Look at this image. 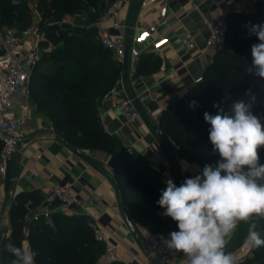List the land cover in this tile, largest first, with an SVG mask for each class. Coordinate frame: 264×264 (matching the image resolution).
<instances>
[{
	"label": "trees",
	"instance_id": "obj_1",
	"mask_svg": "<svg viewBox=\"0 0 264 264\" xmlns=\"http://www.w3.org/2000/svg\"><path fill=\"white\" fill-rule=\"evenodd\" d=\"M118 1L123 0H39L40 27L46 35L40 44L41 59L31 77V103L49 117L56 134L66 144L83 152L100 150L110 155L115 163L114 180L132 222L149 228L157 238H167L178 229L171 218L160 215L163 209L156 203L166 188L164 178L135 150L108 134L101 123L102 103L122 79L123 65L101 44L97 27L60 25L65 17L81 13L87 14V20H98ZM32 16L27 0H0V31L15 25H21L23 31ZM46 21L47 32L43 27ZM249 24H264V0L256 4L252 13H231L226 17L225 46L215 54L205 78L187 98L168 106L160 117V128L186 157L198 156L202 163L212 165L219 159L209 140L211 126L204 120L205 112L217 114L214 105L231 114L232 104L244 101L253 114L264 116V79L246 70L252 63L251 46L259 42L256 36L249 35L245 27ZM153 57V53L140 57L138 74L160 68L161 63ZM192 101L197 102L194 108L189 106ZM1 146L0 142V149ZM260 163L264 164V149L260 150ZM6 180L10 181L8 174ZM41 202L37 192H22L13 198L11 228L2 247L8 242L17 246L23 242L26 218L32 217L33 209ZM255 222L264 238V220ZM28 240L37 253L36 264L97 262L93 220L86 214H54L51 222L32 219ZM3 250L4 264H11L14 257L4 247ZM238 264H264V247L253 248L252 254Z\"/></svg>",
	"mask_w": 264,
	"mask_h": 264
},
{
	"label": "crops",
	"instance_id": "obj_2",
	"mask_svg": "<svg viewBox=\"0 0 264 264\" xmlns=\"http://www.w3.org/2000/svg\"><path fill=\"white\" fill-rule=\"evenodd\" d=\"M259 1L261 0H170L168 15L159 27V33L169 38V44L160 53H153V60L161 64L163 60L165 69L162 70L160 64L157 71L140 75L137 73L140 58L130 59L124 87L116 90L121 96L135 97L136 104H140L147 120L141 117L138 121L122 127L116 122V113L111 109L109 102L103 101L100 119L104 130L118 138L125 147L135 150L154 172L161 175L168 171L170 174L163 177L165 184L167 179H172L179 186L186 178L202 171L203 167L188 159L177 143L167 135L177 160L175 167L157 135V129L160 127L158 122L151 119L147 111L156 110L165 101L173 105L187 98L202 82L196 83V80L205 78L206 70L217 52V49L208 50L205 46L210 34L211 15L221 13L227 17L241 4H245L254 12ZM139 2L140 0H130L123 6L120 15L130 27L128 31H131L132 35L137 32L135 27H147L159 15V5L141 9ZM84 23L86 26L90 24L85 21ZM111 27L112 22L109 21L99 29ZM191 43L196 45L192 51L188 49ZM148 53L151 52L143 51L141 56ZM16 112L25 116L27 125L35 128L36 132L27 145L18 148L13 161L10 162L7 170L10 181L0 174L2 217L8 207L13 179L16 181L14 194L37 192L41 196L42 202L33 209L34 212L43 211L54 202L53 185L58 180L70 176L76 180L75 192L81 203L89 207L87 212L80 211L90 216L94 229L102 230L108 238L107 243H98L95 248L96 264H153L138 246L126 224L121 209V202L124 204V201L114 180L115 163L112 157L100 150L84 152L86 158L73 153L56 134L49 117L38 111L33 104L27 113H21L18 109ZM158 119L160 120V117ZM181 161L187 163V170H183ZM6 219L5 232L11 228L10 214ZM31 221L32 217L29 215L23 234V243L29 245ZM133 224L147 243L155 237L149 228L137 222ZM248 228V223H239L226 245L225 251H232L237 264L250 256L254 248L247 242ZM109 247L113 248L111 253H108ZM134 256L137 257L136 260ZM183 260V254L176 252L170 264H181Z\"/></svg>",
	"mask_w": 264,
	"mask_h": 264
},
{
	"label": "clouds",
	"instance_id": "obj_3",
	"mask_svg": "<svg viewBox=\"0 0 264 264\" xmlns=\"http://www.w3.org/2000/svg\"><path fill=\"white\" fill-rule=\"evenodd\" d=\"M245 27L259 41L251 46L252 63L246 70L264 79V24ZM196 105L192 101L189 106ZM214 107L217 114L205 112L204 120L211 126L212 152L219 157L216 164H206L179 186L167 179L156 201L163 209L160 215L177 225L178 230L161 240L168 249L183 254L181 264H237L225 249L241 222L249 224L247 242L254 248L264 247L255 222L264 220V164L260 163L264 116L253 114L244 101L234 102L231 114L219 105ZM181 164L187 170V163ZM3 247L14 257L11 264H36L37 253L29 244L8 242Z\"/></svg>",
	"mask_w": 264,
	"mask_h": 264
},
{
	"label": "built area",
	"instance_id": "obj_4",
	"mask_svg": "<svg viewBox=\"0 0 264 264\" xmlns=\"http://www.w3.org/2000/svg\"><path fill=\"white\" fill-rule=\"evenodd\" d=\"M129 2L130 0H123L113 3L99 21L86 26L87 28L95 26L99 29L107 22H112L110 29H99L100 41L122 65L128 42L130 44L129 57L132 60L140 58L142 52L146 50L151 53H160L169 44V38L159 33V27L168 15L170 0H140L141 9L159 5V15L147 27H135L137 32L131 36L128 34L130 27L120 17L123 6ZM36 12L40 17L38 10ZM234 13L249 14L252 11L245 4H241ZM40 21L41 17H35L29 26L21 32L8 27L0 31V142L2 145L0 149V174L4 177L18 148L27 145L36 132L35 128L27 125L26 117L20 116L16 109L21 113H27L32 105L31 77L41 59L40 44L44 39ZM60 25L67 28L75 26V23L64 19L60 22ZM209 25L210 34L205 43L206 49L218 50L223 48L226 43V16L221 13L211 15ZM142 46H144L143 49L140 48ZM195 48L194 43H191L188 47L190 51ZM161 69H165L163 60ZM201 81H203V77L198 78L196 83ZM119 87H124L123 77L117 83V86L106 95L104 100L109 102L111 109L116 113V122L124 127L138 121L142 115L136 107V98L121 96L116 91ZM177 96L178 94L175 95V97ZM168 106H170V102L165 101L156 110H148L149 117L158 122L159 125L158 118L162 116ZM169 174L168 171H164L161 175L166 177ZM75 186L76 180L70 176L58 180L53 185L52 197L54 202L50 203L43 211H34L32 219L39 218L51 222L54 214L77 215L82 214L81 211L87 212L89 207L81 203L75 192ZM6 224L7 219L4 220L0 212V227L3 228V239L9 236V231H4ZM94 238L97 243L108 242L107 236L100 229H94ZM148 245L153 254L162 259L163 264H170L176 253L164 245L161 237L152 238ZM112 251L113 248L109 247L108 253ZM136 258L134 256V260Z\"/></svg>",
	"mask_w": 264,
	"mask_h": 264
},
{
	"label": "water",
	"instance_id": "obj_5",
	"mask_svg": "<svg viewBox=\"0 0 264 264\" xmlns=\"http://www.w3.org/2000/svg\"><path fill=\"white\" fill-rule=\"evenodd\" d=\"M128 34H129V36H131L132 35L131 31H128ZM129 49H130V44L128 42L126 44V51H125V57H124V63H123V72H122L124 79L128 78V73L127 72H128L129 63H130ZM219 50L220 49H218L217 52ZM136 107H137L138 111L141 113L142 117L145 120H147L145 118V116L143 115V113H142V109H141V106H140L139 103L136 104ZM157 135L160 138V140H161V142H162V144L164 146V149H165L170 161L176 167L177 160H176V157H175V154H174V150H173V147H172V145L170 143V140H169L168 136L166 135V133L160 127L157 129ZM67 146L76 155H78V156H80L82 158H86V156H85L83 151H81V150L77 149L76 147H74L72 145H69V144H67ZM175 175H176V173H175ZM15 186H16V181H15V179H13V183L11 185L10 196H9V199H8V207H7L5 215L3 216L4 220L9 215L10 208H11V203H12L13 198L17 195V194H14ZM121 209H122V213L124 215L126 224H127L128 228H129L134 240L136 241L138 246L141 248V250L144 251L147 254V256L149 257L150 261L153 264H163L162 259L160 257H158L157 255L153 254V252L151 251L148 243L141 238L138 230L136 229V227L134 226L132 220L130 219L123 202H121ZM2 233H3V228L0 227V264H4V250H3V247H2V243H3L4 239L2 237ZM228 252L231 253L232 251H228Z\"/></svg>",
	"mask_w": 264,
	"mask_h": 264
},
{
	"label": "rangeland",
	"instance_id": "obj_6",
	"mask_svg": "<svg viewBox=\"0 0 264 264\" xmlns=\"http://www.w3.org/2000/svg\"><path fill=\"white\" fill-rule=\"evenodd\" d=\"M27 2H28V4H29V6H30V8H31V12H32V14H33V16H32V19H34L35 17L36 18H40L39 16H38V14H37V12H36V10H37V4H38V2H39V0H27ZM41 15V14H40ZM104 14H102L101 15V17L103 16ZM85 17H88L87 16V14L86 13H81L79 16H75V17H65V19L66 20H68V21H71V22H73V23H75V25H81V26H86V25H84L85 23H84V21L85 22H88V23H91V24H94V23H96L97 21H99V19L101 18H99L98 20H87L88 18H85ZM64 20V19H63ZM48 24H49V21H46V22H44L43 23V27L45 28V31L47 30V26H48ZM12 28H14L15 30H17L18 32H21V30H22V26L21 25H15V26H13ZM24 29V28H23ZM42 30V29H41ZM47 32V31H46ZM43 33V32H42ZM45 32L43 33V37H45ZM48 46V45H47ZM47 46H44V47H47ZM117 86V85H116ZM115 86V87H116ZM114 87V88H115ZM188 159H190V160H192L193 162H195V163H199L200 165H206L205 163H202L200 160H199V157L197 156H193V157H188ZM13 161V160H12ZM263 164V163H262Z\"/></svg>",
	"mask_w": 264,
	"mask_h": 264
}]
</instances>
